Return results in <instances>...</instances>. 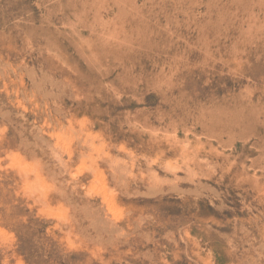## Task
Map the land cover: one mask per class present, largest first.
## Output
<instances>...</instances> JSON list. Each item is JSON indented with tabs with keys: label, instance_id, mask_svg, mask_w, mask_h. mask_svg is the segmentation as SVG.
<instances>
[{
	"label": "rangeland",
	"instance_id": "obj_1",
	"mask_svg": "<svg viewBox=\"0 0 264 264\" xmlns=\"http://www.w3.org/2000/svg\"><path fill=\"white\" fill-rule=\"evenodd\" d=\"M0 264H264V0H0Z\"/></svg>",
	"mask_w": 264,
	"mask_h": 264
},
{
	"label": "bare ground",
	"instance_id": "obj_2",
	"mask_svg": "<svg viewBox=\"0 0 264 264\" xmlns=\"http://www.w3.org/2000/svg\"><path fill=\"white\" fill-rule=\"evenodd\" d=\"M244 19V18H243ZM226 124V123H225ZM245 125H247V124H245Z\"/></svg>",
	"mask_w": 264,
	"mask_h": 264
}]
</instances>
